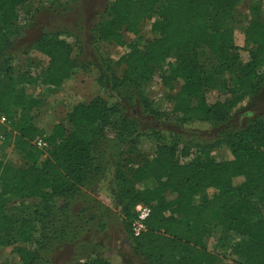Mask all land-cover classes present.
I'll list each match as a JSON object with an SVG mask.
<instances>
[{
    "label": "trees",
    "instance_id": "16d2710c",
    "mask_svg": "<svg viewBox=\"0 0 264 264\" xmlns=\"http://www.w3.org/2000/svg\"><path fill=\"white\" fill-rule=\"evenodd\" d=\"M29 1L0 0L4 61L0 119L6 117L0 124V139L8 144L14 138V149L21 156V162L0 156V246L23 243L15 251L17 264L41 262L43 254L52 250L54 238L65 236L61 231L54 236L53 231L45 238L44 232L54 225L59 211H67L89 176L99 171L94 152L107 137L108 127L123 142L136 131L125 113L102 96L68 106L70 131L60 123L50 133L37 125L41 107L25 85L37 84L40 76L15 74L4 59L12 43V27L20 23L19 11ZM241 1L112 0L94 41L121 45L124 32L140 34L142 22L155 15V38L143 51L138 44L129 45L119 60L124 67L119 82L140 86L159 73L157 67L167 65L161 73L163 85L172 92L165 98L167 108L157 110L144 100L150 113L180 125L222 124L264 87L263 0L249 3L245 37L251 49L236 45L229 28ZM21 30L24 34L25 26ZM35 47L49 60L44 82L59 87L73 80L80 68L67 39L44 33ZM243 50L249 59L239 67ZM213 88L229 89L231 98L209 103L206 91ZM39 138L47 140V148L35 144ZM163 139L151 157L130 161L128 166L120 161L113 164L112 195L130 236L136 206L144 203L152 209L146 231L131 236L135 253L150 264H222L206 244L215 226L222 228L221 240L230 243L227 247L238 264H264V117L222 135L219 143L228 147L229 156L221 161L208 148H201L193 158L173 136L163 135ZM146 180L155 184L140 188L138 184ZM78 264L111 263L97 254Z\"/></svg>",
    "mask_w": 264,
    "mask_h": 264
},
{
    "label": "rangeland",
    "instance_id": "374dc122",
    "mask_svg": "<svg viewBox=\"0 0 264 264\" xmlns=\"http://www.w3.org/2000/svg\"><path fill=\"white\" fill-rule=\"evenodd\" d=\"M251 1L240 2L236 16L229 24L235 44L247 49L252 48L245 37ZM51 2L30 0L20 9V25H13L12 43L4 55L15 74L40 76L37 84L25 85L27 93L36 98L41 107L37 125L50 133L53 126L60 123L70 131L72 126L66 118L68 106L102 96L125 113L127 121L136 126V131L123 142L116 137V130L108 127L107 137L94 152V164L99 166V171L89 176L80 193L69 201L67 211L62 214L59 211L57 219L54 217V225L44 232L45 238L53 231L54 236L57 231L64 232L65 236L54 238L52 250L45 252L44 259L37 264H78L97 254L111 264H150L135 253L124 215L113 198L114 162L120 161L121 165L128 166L130 161L138 163L142 157H151L157 145L164 141L163 135L173 136L181 146L190 150L193 158L199 155L201 148H208L216 161L226 159L229 149L219 143L222 135L244 128L254 118L264 117V87L248 105L222 124L192 122L180 125L166 117L158 118L145 107L144 100L152 102L157 110L167 108L165 98L172 92L161 80V73L168 68L167 65L157 67L159 73L140 86L119 82L124 68L119 62L121 56L129 50L130 44H138L140 50H145L149 41L155 38L152 24L156 16L142 22L140 34L124 32L121 45H97L94 38L99 34V26L112 0H60L56 5ZM262 5L264 9V0ZM23 26L24 34L21 33ZM44 33H58L67 39L80 68L73 80L59 87L44 82L49 60L35 47ZM242 54L239 67L249 59L245 50ZM0 67H4L1 58ZM206 98L209 103L224 101L231 98V92L227 88H213L206 91ZM0 124L3 123L0 121ZM1 141L0 156L21 162V156L14 149V138L8 144ZM154 184V180H146L138 186L146 188ZM222 236L221 227H212L206 236L208 249L218 254L222 264H238L227 247L230 243L222 241ZM19 246L23 243L0 246V264H17L19 257L15 251Z\"/></svg>",
    "mask_w": 264,
    "mask_h": 264
},
{
    "label": "built area",
    "instance_id": "2783aa9c",
    "mask_svg": "<svg viewBox=\"0 0 264 264\" xmlns=\"http://www.w3.org/2000/svg\"><path fill=\"white\" fill-rule=\"evenodd\" d=\"M0 121L2 123L6 122V117L2 116ZM35 144L43 149L48 147V142L44 138H39L35 141ZM151 206L140 203L136 206L135 217L131 222V236L139 237L144 231H146V221L151 215Z\"/></svg>",
    "mask_w": 264,
    "mask_h": 264
}]
</instances>
